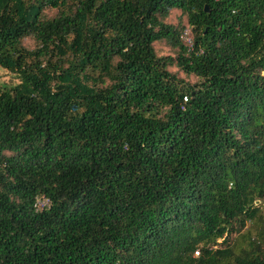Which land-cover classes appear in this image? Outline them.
I'll return each instance as SVG.
<instances>
[{
	"label": "trees",
	"instance_id": "obj_1",
	"mask_svg": "<svg viewBox=\"0 0 264 264\" xmlns=\"http://www.w3.org/2000/svg\"><path fill=\"white\" fill-rule=\"evenodd\" d=\"M0 68V264H264V0H0Z\"/></svg>",
	"mask_w": 264,
	"mask_h": 264
},
{
	"label": "rangeland",
	"instance_id": "obj_2",
	"mask_svg": "<svg viewBox=\"0 0 264 264\" xmlns=\"http://www.w3.org/2000/svg\"><path fill=\"white\" fill-rule=\"evenodd\" d=\"M57 13V10L53 9V8H46L44 9V14L46 16H49V17H52L54 15H56ZM167 22L169 24H172V25H176L178 24L179 22L182 23L183 26H186L188 25L186 23V17L181 15V12L180 11H177V10H172L167 18ZM194 34H192L191 32V36H193ZM26 46L28 48H35V46L37 45L36 41L34 39H27L26 42H25ZM157 52L159 55H171V51H169L166 46H163L161 44H157L155 46ZM173 72H177V75L182 78L183 80H185L186 82H189L191 84H193L196 80L194 77L190 76V77H186L184 76L183 73H181L180 71H178L176 68H172L171 69ZM19 82V80L17 79V77L3 69L0 68V84H10V85H13V84H17ZM258 204V203H257ZM37 206L39 208L42 207V203L38 202L37 203ZM247 226H249V223H247ZM252 237V236H251ZM237 239L239 240L240 243H242L243 245V238L242 237H237ZM196 255V254H195Z\"/></svg>",
	"mask_w": 264,
	"mask_h": 264
},
{
	"label": "built area",
	"instance_id": "obj_3",
	"mask_svg": "<svg viewBox=\"0 0 264 264\" xmlns=\"http://www.w3.org/2000/svg\"><path fill=\"white\" fill-rule=\"evenodd\" d=\"M183 38L185 39V41H186V43H187V46H191V43H192V36H191L190 29H189L188 27H187L186 30L184 31ZM183 100H184V102H186V101H187L186 97H184ZM38 202L42 203V207H44V206H48V205H49V201H48L47 199H44V198H42V199H37V200H36V203H35V205H36L37 208H39V207L37 206V203H38ZM42 207H41V208H42Z\"/></svg>",
	"mask_w": 264,
	"mask_h": 264
},
{
	"label": "water",
	"instance_id": "obj_4",
	"mask_svg": "<svg viewBox=\"0 0 264 264\" xmlns=\"http://www.w3.org/2000/svg\"><path fill=\"white\" fill-rule=\"evenodd\" d=\"M205 12L208 13L209 11L205 8ZM258 203V202H257Z\"/></svg>",
	"mask_w": 264,
	"mask_h": 264
},
{
	"label": "clouds",
	"instance_id": "obj_5",
	"mask_svg": "<svg viewBox=\"0 0 264 264\" xmlns=\"http://www.w3.org/2000/svg\"><path fill=\"white\" fill-rule=\"evenodd\" d=\"M188 28H189V27H188ZM189 29H190V28H189ZM190 32H192L191 29H190Z\"/></svg>",
	"mask_w": 264,
	"mask_h": 264
}]
</instances>
